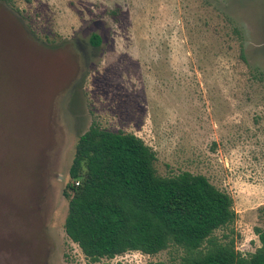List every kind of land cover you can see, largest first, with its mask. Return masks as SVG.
I'll return each mask as SVG.
<instances>
[{
    "label": "rangeland",
    "instance_id": "obj_1",
    "mask_svg": "<svg viewBox=\"0 0 264 264\" xmlns=\"http://www.w3.org/2000/svg\"><path fill=\"white\" fill-rule=\"evenodd\" d=\"M97 33L99 45L90 43ZM92 122L132 132L157 173L203 174L233 199L242 254L264 229V0H0V264L90 262L62 190Z\"/></svg>",
    "mask_w": 264,
    "mask_h": 264
},
{
    "label": "trees",
    "instance_id": "obj_2",
    "mask_svg": "<svg viewBox=\"0 0 264 264\" xmlns=\"http://www.w3.org/2000/svg\"><path fill=\"white\" fill-rule=\"evenodd\" d=\"M100 40L90 37L94 46ZM155 161V150L132 132L92 122L79 135L62 190L63 229L85 258L175 248L182 254L173 264H264V229L255 228L259 246L247 254L236 249L232 231L215 234L236 219L229 193L203 174L162 176Z\"/></svg>",
    "mask_w": 264,
    "mask_h": 264
},
{
    "label": "built area",
    "instance_id": "obj_3",
    "mask_svg": "<svg viewBox=\"0 0 264 264\" xmlns=\"http://www.w3.org/2000/svg\"><path fill=\"white\" fill-rule=\"evenodd\" d=\"M77 183V182H76Z\"/></svg>",
    "mask_w": 264,
    "mask_h": 264
}]
</instances>
